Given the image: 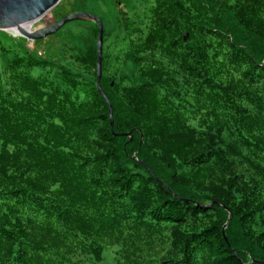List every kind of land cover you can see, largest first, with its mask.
Listing matches in <instances>:
<instances>
[{"label":"trees","instance_id":"trees-1","mask_svg":"<svg viewBox=\"0 0 264 264\" xmlns=\"http://www.w3.org/2000/svg\"><path fill=\"white\" fill-rule=\"evenodd\" d=\"M134 7L104 33L113 129L96 45L0 37V264H264V0Z\"/></svg>","mask_w":264,"mask_h":264},{"label":"rangeland","instance_id":"rangeland-1","mask_svg":"<svg viewBox=\"0 0 264 264\" xmlns=\"http://www.w3.org/2000/svg\"><path fill=\"white\" fill-rule=\"evenodd\" d=\"M136 2L137 0H61V2L50 12L45 14L39 20L31 23V31L55 23L69 12L83 11L94 13L99 16L102 21H104L103 24L105 25L104 28L106 29V32H112L115 28L118 15L130 18L137 17V14L134 11V5ZM139 6L141 7L140 4ZM137 12L140 13V9ZM15 29L16 27L14 29H0V37H3L5 33L7 34V39L23 37L30 42V46L34 48L33 51L40 54L42 57H48L47 59L51 58L57 60L61 58L64 50L72 45L73 41L78 47L82 46L88 48L89 46L96 45L95 29L97 30V28L95 27V23L90 21L70 22L55 34L41 39L42 41L35 40V47L32 44L34 41L21 35L18 31L15 32ZM111 42L112 41H109V43ZM105 46L107 47V42ZM131 69V63L127 62L123 69V75L131 74ZM109 251V249L106 250L104 259L101 262H96V264H110V258L108 257Z\"/></svg>","mask_w":264,"mask_h":264},{"label":"water","instance_id":"water-1","mask_svg":"<svg viewBox=\"0 0 264 264\" xmlns=\"http://www.w3.org/2000/svg\"><path fill=\"white\" fill-rule=\"evenodd\" d=\"M60 2L61 0H0V29L15 28L17 26H20L21 24L24 23L30 24L36 20H39L41 17H43L48 12H50L53 8H55ZM80 20L92 21L97 24V41H96L97 86L99 92L101 93V95L108 104L110 123L113 129L114 128L113 105L101 85V79L103 73V57H104L103 46H104V33H105V28L102 19L94 13L83 12V11H72L61 17L55 23L36 29L34 31L31 30L27 31L20 29L21 30L20 34L32 41L41 40L50 35L55 34L66 24ZM185 37L186 38L188 37V33L185 34ZM116 135L131 136V133L122 132V133H116ZM149 171L152 173L150 169ZM186 202H189V200H186ZM212 205H214V203H212L211 206ZM231 216L232 215L230 214V218L226 223L225 228L230 223ZM253 262L264 263L258 260H254Z\"/></svg>","mask_w":264,"mask_h":264},{"label":"bare ground","instance_id":"bare-ground-1","mask_svg":"<svg viewBox=\"0 0 264 264\" xmlns=\"http://www.w3.org/2000/svg\"><path fill=\"white\" fill-rule=\"evenodd\" d=\"M20 29L30 31L32 29L31 23L30 24L24 23V24H21L20 26H17L15 29V32L18 31L19 33L21 31Z\"/></svg>","mask_w":264,"mask_h":264}]
</instances>
